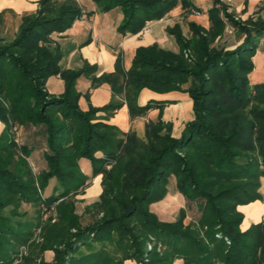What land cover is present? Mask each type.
Here are the masks:
<instances>
[{
    "label": "trees",
    "instance_id": "16d2710c",
    "mask_svg": "<svg viewBox=\"0 0 264 264\" xmlns=\"http://www.w3.org/2000/svg\"><path fill=\"white\" fill-rule=\"evenodd\" d=\"M93 1L105 12L121 7L122 34L139 33L148 21L162 19L179 5L193 6L192 0ZM212 2L208 28L190 21L186 36L180 25L168 27L178 51L157 43L141 46L122 72L131 117L160 109L143 135L98 115L115 111L119 102L88 110L79 106L77 80L94 74L97 66L63 67L53 38L84 14L77 0H40L35 12L21 16L13 39L0 38V264H15L21 247L28 245L32 251L22 264H36L40 257V264H124L128 259L264 264V220L243 230L239 210L264 197V78L252 77L254 57L264 52V17L243 20L222 0ZM228 26L235 29L234 47L218 42ZM52 76L63 80L62 93L50 92ZM143 88L190 95L195 116L180 137L162 118L166 101L138 104ZM22 125L47 133V167L37 172L31 147L20 144L15 133ZM99 174L103 191L86 209L102 216L83 225L76 196ZM53 178L56 184L47 195ZM172 178L185 201L201 200L197 221L186 223L184 207L171 220L152 211L169 194ZM24 204L34 205L35 214L22 210ZM53 211L54 222L51 215L44 217ZM39 229L44 242L35 243ZM47 250L53 251L51 259L44 257Z\"/></svg>",
    "mask_w": 264,
    "mask_h": 264
},
{
    "label": "crops",
    "instance_id": "0c3cea01",
    "mask_svg": "<svg viewBox=\"0 0 264 264\" xmlns=\"http://www.w3.org/2000/svg\"><path fill=\"white\" fill-rule=\"evenodd\" d=\"M40 0H0V12L11 11L18 17L25 13L36 11L39 7ZM84 8V14L76 20L71 28L63 33H55V38L62 51L61 65L65 68L78 70L86 62L97 66V70L92 75L80 77L83 79L82 85L77 84V89L81 93L79 106L82 110H88L91 106L101 107L110 102H119L121 105L113 112L100 111L98 115L106 119L109 123L117 125L121 130L127 132L130 129L136 130L139 135H143L145 125L150 120H155L159 115V108H153L141 116L131 117L128 103L125 98V84L123 71L130 68L137 48L141 46H150L155 43L161 47L178 51L179 46L174 35L168 34L166 28L180 25L186 36L191 34L189 22L194 21L208 28L210 21L208 15L199 7L194 0L190 9L183 8L182 5L167 14L159 20L147 22L148 31L139 33L122 34L119 26L124 20L123 11L117 12L113 16V11H103L99 13L100 8L97 4L91 7L81 3ZM229 10L234 12L243 20L249 17H264V0H222ZM95 3V2H94ZM209 8L213 5L211 1ZM93 10L92 14H88ZM193 10L202 11V15H197ZM108 15V16H107ZM231 32L235 33L233 26H228ZM89 32V34H88ZM234 38V35L232 36ZM227 46L234 47L237 39L232 42L229 38L225 39ZM261 54H260V53ZM258 51L254 57L257 65L252 74L253 80L264 78V71H260L261 64H264V53ZM120 56V63L118 57ZM260 62V63H259ZM259 67V68H258ZM53 78V77H52ZM48 80V87L51 93L60 94L64 91V82L59 76L52 82ZM80 78L78 79L80 81ZM80 83V82H79ZM150 100L166 101L163 108V120L173 124L172 134L174 137H180L186 124L194 119L193 100L187 92L170 91L166 93H157L151 89L143 88L138 97V104L145 105ZM84 170L91 174V166L84 162ZM36 169V168H35ZM102 174L93 177L91 185L84 197L87 203H94L99 200L103 191ZM261 192L264 196V178L262 180ZM255 204L254 206H251ZM250 207V209L245 208ZM245 208V209H244ZM239 210L244 213V221L249 228L252 223L264 220V197L246 205H240ZM125 264H143L136 260L130 259ZM174 264H183L178 259Z\"/></svg>",
    "mask_w": 264,
    "mask_h": 264
},
{
    "label": "rangeland",
    "instance_id": "374dc122",
    "mask_svg": "<svg viewBox=\"0 0 264 264\" xmlns=\"http://www.w3.org/2000/svg\"><path fill=\"white\" fill-rule=\"evenodd\" d=\"M80 1H81V3L87 5L88 7H91L92 4H97V3H94L93 0H80ZM194 1L208 15V10H209L208 4L212 0H194ZM97 6L99 7V5H97ZM175 9H173V10H175ZM120 11H122V9H121V7H118L116 9V11H113V13H112L113 16H116V13L120 12ZM33 12H35V11H33ZM101 12L103 13L102 10L99 11V13H101ZM169 13H171V11ZM20 23H21V16L18 17L15 13H13L11 11L0 12V38H2L4 41H8V40L13 39L15 37L17 31L19 30ZM166 30H167V28H166ZM167 32H168V30H167ZM88 34H89V32H88ZM168 34H170V33L168 32ZM233 35H234V38H232ZM236 37H237L236 34H234V32H231L230 28L227 27L226 32H225V39L229 38L232 41V42H230L232 44L233 41L236 40ZM218 42H220L221 44L227 43L223 38L220 39ZM261 52H263V51H261ZM257 65L258 64L255 63L256 67H257ZM259 65H261V66H259L260 71L261 70L264 71V64L260 63ZM83 76L85 77L86 74H82L80 77H83ZM52 77H51L52 78L51 80L53 82L54 80H56V78H55V76H52ZM84 77H83V79H84ZM260 77H257L256 80L259 81L261 79ZM83 79L80 78V81L77 80L78 86H79V84L82 85V82H84ZM3 127H4V125L1 123L0 124V131H2ZM15 133H16L17 138L19 139L20 144L28 145L31 147L30 161L32 162V166L34 165V167L38 168V169L47 167V161H46V157H45V151L48 149L47 148L46 130L44 128L41 129L39 126L22 125L19 132L17 133L15 131ZM36 172H37V170H36ZM170 181L171 182L169 185V187H170L169 194L163 200L154 203L152 206V211L155 212L161 220H171V219L175 218L176 216H178L181 208L184 207L186 210V214H187L186 223H189L190 221H197L201 216V210L199 209V203L201 202V200L199 199V200H192V201L186 200L185 201L183 195H181L178 192L177 187H176V183L175 182L173 183V181H174L173 178ZM91 183L92 182H89L85 186L84 190L81 191L76 196L77 213L81 216V220H82L83 225L91 223L95 219H97L98 217L102 216L101 214L96 216V214L94 212H88L86 209L87 206L92 205V203H87V201L84 198L87 194V191H88ZM55 184H56V179L55 178L50 179L49 184L47 185V187L45 189V192L47 195H50L52 193ZM254 205L255 204H253L251 206H254ZM245 208L250 209V207H245ZM22 210H27L32 215V214H35L36 207L34 205H31V204H24L22 206ZM50 215L53 217V220H52L53 222L57 220L56 211H53L51 213L48 212L47 214L44 215V217L48 218ZM242 226L246 227L247 226L246 222L244 224L242 223ZM73 231H75V230H73ZM43 239L44 238L41 235V230L39 229L37 234L35 235V241L34 242L35 243H42V242H44ZM148 249L149 250L153 249V246L151 243H148ZM31 251H32L31 245L22 246L20 249L19 260H16L15 264H22L24 262L23 257L26 258V257L30 256ZM52 256H53L52 250H47L44 252L45 259H51ZM128 260H130V259H128ZM125 261H127V260H125ZM40 263H41V257L38 258V260L36 261V264H40ZM124 264H125V262H124Z\"/></svg>",
    "mask_w": 264,
    "mask_h": 264
},
{
    "label": "built area",
    "instance_id": "2783aa9c",
    "mask_svg": "<svg viewBox=\"0 0 264 264\" xmlns=\"http://www.w3.org/2000/svg\"><path fill=\"white\" fill-rule=\"evenodd\" d=\"M194 13H196L197 15H202V11L200 10H193ZM238 19V17H236ZM149 27L147 25H145V27L141 30V31H148Z\"/></svg>",
    "mask_w": 264,
    "mask_h": 264
}]
</instances>
